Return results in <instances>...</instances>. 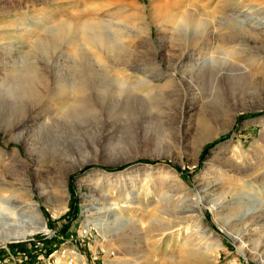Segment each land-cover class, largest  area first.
<instances>
[{
    "label": "rangeland",
    "instance_id": "1",
    "mask_svg": "<svg viewBox=\"0 0 264 264\" xmlns=\"http://www.w3.org/2000/svg\"><path fill=\"white\" fill-rule=\"evenodd\" d=\"M244 5L264 9V0H0V179L8 189L0 195L28 192L46 222V231L17 226L1 235L0 264H67L71 256L77 264H171L185 256L186 233L206 264H264V253L254 256L258 243L264 245V226L235 241L228 232L242 226L222 208L240 197L250 201L241 211L256 198V207H264V49L223 75H188L186 89L178 75L172 86L158 88L182 57L175 36L188 12L199 9L216 21L223 15L214 11L223 7L233 20ZM67 22L94 27L58 40ZM36 35L51 39L45 57L54 75L80 66L77 48L85 67L114 76L124 89L91 88L64 104L46 96L8 97L14 76L30 66L43 72L31 55ZM102 36L110 48H120L119 57L96 45ZM149 75L154 87L143 84ZM220 165L228 179L208 195L202 186L219 178ZM134 191L138 208L102 218L90 209L92 200L102 202L101 193L114 200ZM194 199L212 235L175 213ZM163 207L171 212L162 213ZM183 223L189 230L179 236ZM152 225L166 229L150 231Z\"/></svg>",
    "mask_w": 264,
    "mask_h": 264
},
{
    "label": "bare ground",
    "instance_id": "2",
    "mask_svg": "<svg viewBox=\"0 0 264 264\" xmlns=\"http://www.w3.org/2000/svg\"><path fill=\"white\" fill-rule=\"evenodd\" d=\"M223 10V7L215 9L214 12L223 15V18L221 20L216 21H211L212 15L206 12L201 13L199 9L192 10V12H188L185 15L182 22V26L180 27L178 34H176L175 36V40L177 42L176 46L181 50L182 57L179 61L178 66L175 67L174 70L169 73L170 77L167 80L166 84L158 88L172 86V84L175 82V78L178 75V77H181V82L179 83L180 88L183 87L186 89V84L189 82L188 75H192V79L190 80H194V78H200L201 76L207 74L219 75L222 74L225 70L230 71L231 66L239 62V59L247 57L249 52L254 54L252 55L251 59H254V57H256L257 55V58L261 57L260 55H262L264 49L262 45H260V42L264 39V9H254L250 6L248 7L244 5L236 12L237 14H235V19L233 18V20L229 19L227 13ZM196 15L198 18H200L199 20L201 21V24H203L202 30L197 29L200 24L198 25L194 19ZM261 15H263V17L260 18ZM239 16H242L243 19H240ZM93 27L94 25L92 26L88 22H67L65 26L59 31V33H57L56 37L58 38V40H62L64 39V37L68 36L75 37L77 33L81 32L84 28H87V30H93ZM34 37L35 39L31 45V55L34 60H37L41 63V66L43 67V72L40 73L37 71V68H32L30 66L23 70L21 75L14 76V78L10 82L12 83V87L15 88V91L10 95L8 94V97L18 98L21 96L23 99H29L32 101L41 96H46L51 99H56L55 102L64 104L68 99L73 98L75 100L76 98H82L84 96L83 93H86L89 89L91 90V88H95L99 92H101L102 90L118 91L124 89V87H120L119 84L115 81L114 76H108L103 72L98 73L89 66L85 67L83 64V60L84 58H86V56L82 50H79L77 48H75L73 51L77 54L78 58L80 59V66L69 71L67 74L62 73L63 75H57V77L56 75H54L57 73H52V69L49 65L50 61L45 57L48 55L49 51L52 52L53 45L50 42V37L48 35H36ZM96 45L103 46V48L105 47L108 52H113V54L117 57L120 56V48H118L117 45L115 47L110 48L108 43H106V41L104 40L103 36L102 38L99 37ZM193 53H201V55L203 56H199L195 62L190 61L191 63L189 64L185 60L189 55H193ZM50 75L53 76L49 78ZM163 75L166 74H161V76ZM154 78L155 76L152 75L147 76V79L146 81H144L143 84L148 83L152 87H154ZM65 107H67V105ZM184 142L185 137L182 136L180 139V145L183 146ZM216 173L220 174L219 178L209 182L205 186H202V189L204 191H207L208 195L213 193L219 187H221V180L227 178V173L223 170L221 165L219 170H216ZM258 178L259 176H255L253 179L254 181H257ZM6 185L7 182L0 179V194L5 193L6 190H8ZM118 194H120V192ZM134 194L135 191L132 192L130 196L129 194H125L126 197L114 200L112 198L111 200L112 196L101 193L100 200H102V202L95 203V199L92 200L94 202L90 203V209L96 210V216L99 215V218H102L104 214L107 213L110 214L111 212H119L120 210L128 211L130 208H138V206L140 205L138 204L139 200ZM256 199H254V201ZM199 200L194 199L192 201V206H189L186 211L182 213H175L183 217H189V219H185V222L186 220L193 222L195 221V223L200 227L205 236L206 234L212 235V232L210 231L209 227L202 221L201 202ZM245 200L246 198L243 199V197H240L234 199L232 202H228L222 205L223 210H226L225 214L228 215L227 218L233 221L232 224L234 226H242V228L239 229L240 231H237L236 233L228 232L230 237L232 236L235 241L239 242L242 240L245 234L249 232H257L259 230L258 228L261 225L264 226V207H262V205L260 208L256 207V203H253V201L250 203V207L248 209H246L245 211H241L239 205H247L250 202ZM260 203H262V200ZM162 210V213L166 214L171 212L168 210L167 207H163ZM212 210H217V208L212 207ZM219 210L221 211V209ZM176 214H174L173 212V215ZM189 223L191 224V222ZM35 225H38L39 230L46 231V222L40 212L38 205L33 203L32 198L29 197L28 192L23 194L21 198L17 197V195H12L10 197L0 195V237L1 235L3 236L4 234H10L11 232H14V229L17 226L20 227ZM154 227L156 226L152 225V227H150V231H154L155 229H157V231L159 232L160 230L164 231V229H166H158ZM185 228H187L185 224L183 226L181 225V228L178 229L179 236L181 234H185V230H189V228ZM121 233L122 235L119 237L120 244L125 243L127 240L126 236L124 235L125 233L123 231H121ZM152 236L154 237V234ZM190 237L191 235L186 233V235H184L181 239L182 248H184V250L186 251L185 256L181 258V260L172 261L171 264L207 263L204 257V253L201 252L197 247H195V244L191 242ZM111 238H113V236H111ZM206 238L208 239V236ZM260 243H258L259 245H257L254 249V256H257L256 258H258V254L264 253V245ZM218 246L219 244L217 243V247ZM245 251L247 252V250L245 249L242 250L243 253ZM248 251L250 252V250ZM150 263V260H146L145 264Z\"/></svg>",
    "mask_w": 264,
    "mask_h": 264
},
{
    "label": "built area",
    "instance_id": "3",
    "mask_svg": "<svg viewBox=\"0 0 264 264\" xmlns=\"http://www.w3.org/2000/svg\"><path fill=\"white\" fill-rule=\"evenodd\" d=\"M67 264H77L76 256H71V257L68 259ZM81 264H85V263H81Z\"/></svg>",
    "mask_w": 264,
    "mask_h": 264
}]
</instances>
